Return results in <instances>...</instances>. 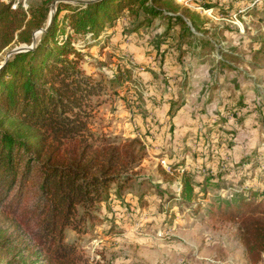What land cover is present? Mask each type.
<instances>
[{"label":"rangeland","instance_id":"obj_1","mask_svg":"<svg viewBox=\"0 0 264 264\" xmlns=\"http://www.w3.org/2000/svg\"><path fill=\"white\" fill-rule=\"evenodd\" d=\"M173 3L197 16V29L185 17L194 36L173 21L166 33L163 17L129 31L123 15L93 41L71 40L79 67L107 78L92 131L143 143L121 197L101 203L86 231L66 230L88 264H251L230 213L264 218V0ZM22 45L2 50L0 65ZM185 174L211 184L183 201Z\"/></svg>","mask_w":264,"mask_h":264},{"label":"trees","instance_id":"obj_2","mask_svg":"<svg viewBox=\"0 0 264 264\" xmlns=\"http://www.w3.org/2000/svg\"><path fill=\"white\" fill-rule=\"evenodd\" d=\"M54 1L24 9L20 2L12 7L14 0H0V52L12 43L30 45L34 32L46 27ZM123 15L129 31L156 17L167 19L166 33L173 21L181 25V35L194 36L185 17L199 28L197 16L183 14L173 0L59 2L35 45L11 54L0 68V254H7L5 264H88L66 240V230L79 233L94 226L101 203L121 197L142 157L139 138L110 140L92 131L107 78L86 74L71 42L74 35L97 39ZM211 178L182 175L180 198L190 201L195 187L205 191ZM230 218H239L237 239L248 261L260 262L264 218L234 212Z\"/></svg>","mask_w":264,"mask_h":264},{"label":"water","instance_id":"obj_3","mask_svg":"<svg viewBox=\"0 0 264 264\" xmlns=\"http://www.w3.org/2000/svg\"><path fill=\"white\" fill-rule=\"evenodd\" d=\"M78 2H84V3H88V2H92V1H95V0H77ZM57 2V0H55L53 3H52V6H51V11H50V14H49V19H48V23L46 25V27L44 29H40L38 31H35L34 32V35H33V41L31 43V45L27 46V45H22V46H18V47H15L13 48L12 50L8 51L5 55V59H4V62L5 60H7V58L15 53V52H18V51H21V50H27V49H31L34 45H35V40H36V34L39 33V32H43L50 24L53 16H54V12H55V3ZM4 62L0 65V68L1 66L4 64Z\"/></svg>","mask_w":264,"mask_h":264},{"label":"crops","instance_id":"obj_4","mask_svg":"<svg viewBox=\"0 0 264 264\" xmlns=\"http://www.w3.org/2000/svg\"><path fill=\"white\" fill-rule=\"evenodd\" d=\"M246 262V261H245Z\"/></svg>","mask_w":264,"mask_h":264}]
</instances>
